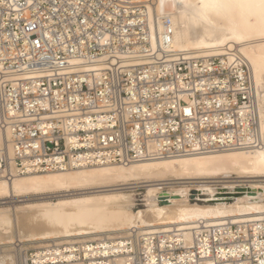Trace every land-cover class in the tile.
I'll return each mask as SVG.
<instances>
[{
	"label": "built area",
	"instance_id": "2783aa9c",
	"mask_svg": "<svg viewBox=\"0 0 264 264\" xmlns=\"http://www.w3.org/2000/svg\"><path fill=\"white\" fill-rule=\"evenodd\" d=\"M135 5L143 8L134 0H0V178L262 148L255 115L237 113L250 104L247 79L215 69L217 61L208 69L136 62L145 32ZM145 239L89 243L90 257L85 244L59 252L88 264L126 256V264H176L199 252ZM40 253L29 249L24 264L69 262Z\"/></svg>",
	"mask_w": 264,
	"mask_h": 264
},
{
	"label": "bare ground",
	"instance_id": "6f19581e",
	"mask_svg": "<svg viewBox=\"0 0 264 264\" xmlns=\"http://www.w3.org/2000/svg\"><path fill=\"white\" fill-rule=\"evenodd\" d=\"M134 1L143 7L132 9L145 32L136 62L164 58L208 69L217 61L215 69L248 80L250 104L237 113L242 121L253 113L264 134V0ZM139 186L143 210L135 212L128 192ZM155 237L198 248L176 264H264V145L0 178V264H24L29 249L40 251L38 257L47 250L49 261L88 264L59 249L85 244L90 257L89 243Z\"/></svg>",
	"mask_w": 264,
	"mask_h": 264
},
{
	"label": "rangeland",
	"instance_id": "374dc122",
	"mask_svg": "<svg viewBox=\"0 0 264 264\" xmlns=\"http://www.w3.org/2000/svg\"><path fill=\"white\" fill-rule=\"evenodd\" d=\"M140 188L135 190L134 192H128L129 194H133L134 197H132V199L134 200V211L138 212L143 210V195L145 193V189L142 186H139ZM142 187V188H141ZM28 248H31L30 246Z\"/></svg>",
	"mask_w": 264,
	"mask_h": 264
}]
</instances>
